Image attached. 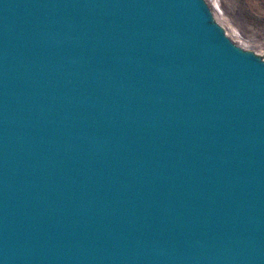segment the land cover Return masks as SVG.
<instances>
[{
    "label": "water",
    "instance_id": "water-1",
    "mask_svg": "<svg viewBox=\"0 0 264 264\" xmlns=\"http://www.w3.org/2000/svg\"><path fill=\"white\" fill-rule=\"evenodd\" d=\"M208 0H0V264H264V55Z\"/></svg>",
    "mask_w": 264,
    "mask_h": 264
},
{
    "label": "rangeland",
    "instance_id": "rangeland-1",
    "mask_svg": "<svg viewBox=\"0 0 264 264\" xmlns=\"http://www.w3.org/2000/svg\"><path fill=\"white\" fill-rule=\"evenodd\" d=\"M208 3L235 43L264 55V0H219V5L208 0ZM234 28L236 32H232Z\"/></svg>",
    "mask_w": 264,
    "mask_h": 264
},
{
    "label": "bare ground",
    "instance_id": "bare-ground-1",
    "mask_svg": "<svg viewBox=\"0 0 264 264\" xmlns=\"http://www.w3.org/2000/svg\"><path fill=\"white\" fill-rule=\"evenodd\" d=\"M215 3L217 4V5H219V0H215ZM216 10V14H218L219 16H220V14H219V12L217 11V9H215ZM221 17V16H220ZM236 32L237 30H235V28L232 30V32Z\"/></svg>",
    "mask_w": 264,
    "mask_h": 264
}]
</instances>
